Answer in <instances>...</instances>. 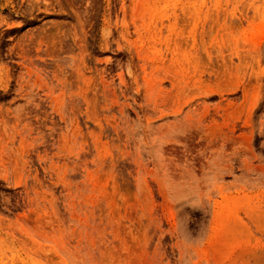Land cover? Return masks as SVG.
<instances>
[{"label":"rangeland","instance_id":"1","mask_svg":"<svg viewBox=\"0 0 264 264\" xmlns=\"http://www.w3.org/2000/svg\"><path fill=\"white\" fill-rule=\"evenodd\" d=\"M0 264H264V0H0Z\"/></svg>","mask_w":264,"mask_h":264},{"label":"bare ground","instance_id":"2","mask_svg":"<svg viewBox=\"0 0 264 264\" xmlns=\"http://www.w3.org/2000/svg\"><path fill=\"white\" fill-rule=\"evenodd\" d=\"M250 213H251V212H250ZM252 214H253V213H252ZM248 215H250V214H248ZM251 217H252V216H251ZM254 218H257V220L260 219V217H259V218H258V217H254ZM238 221H239V220H238ZM238 221H237V222H238ZM239 222H240V221H239ZM255 222H256V221H255ZM259 222H260V220H259ZM240 223H241V222H240ZM222 224H223V223H222ZM225 225H226V224H225ZM221 226H222V225H221ZM258 227H259V226H258ZM221 228H222V231H223L224 226H222ZM225 228H226V227H225ZM225 228H224V230H225ZM226 230H227V229H226ZM237 230H238V229H237ZM239 231H240V230H239ZM239 231H236V232H239ZM241 232H242V231H241ZM242 233H243V232H242ZM236 234H237V233H236ZM244 234H246V233H244ZM239 235H240V234H239ZM241 235H242V234H241Z\"/></svg>","mask_w":264,"mask_h":264}]
</instances>
